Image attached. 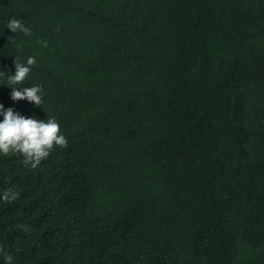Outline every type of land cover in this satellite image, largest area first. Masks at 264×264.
<instances>
[{"label":"trees","instance_id":"trees-1","mask_svg":"<svg viewBox=\"0 0 264 264\" xmlns=\"http://www.w3.org/2000/svg\"><path fill=\"white\" fill-rule=\"evenodd\" d=\"M0 104L68 142L0 153L12 264H264V0H0Z\"/></svg>","mask_w":264,"mask_h":264},{"label":"clouds","instance_id":"clouds-1","mask_svg":"<svg viewBox=\"0 0 264 264\" xmlns=\"http://www.w3.org/2000/svg\"><path fill=\"white\" fill-rule=\"evenodd\" d=\"M13 33L22 32L24 35H31L29 28L24 26L18 19H10L6 25ZM34 57H29L25 63L17 58L14 61L15 74L7 77V86L12 89L11 98L16 100L26 99L36 106L42 104V87L39 85L29 86L23 90H17V85H23L25 79L35 66ZM0 153L7 156L9 153H19L23 157L25 166H31L35 169L45 160L54 149L59 146H67V139L61 134L60 125L54 117L46 120L35 117H25L14 112L12 108L4 110L3 104H0ZM16 192L12 189H6L3 192L2 199L5 202L16 199ZM0 254H3L5 264H12L13 256L0 247Z\"/></svg>","mask_w":264,"mask_h":264}]
</instances>
